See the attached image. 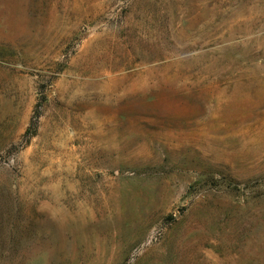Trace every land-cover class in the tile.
Masks as SVG:
<instances>
[{"label": "rangeland", "instance_id": "374dc122", "mask_svg": "<svg viewBox=\"0 0 264 264\" xmlns=\"http://www.w3.org/2000/svg\"><path fill=\"white\" fill-rule=\"evenodd\" d=\"M0 264H264V0H0Z\"/></svg>", "mask_w": 264, "mask_h": 264}]
</instances>
